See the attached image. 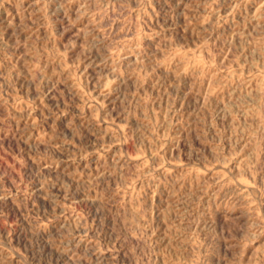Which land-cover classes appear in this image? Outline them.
Returning <instances> with one entry per match:
<instances>
[{
	"label": "rangeland",
	"instance_id": "1",
	"mask_svg": "<svg viewBox=\"0 0 264 264\" xmlns=\"http://www.w3.org/2000/svg\"><path fill=\"white\" fill-rule=\"evenodd\" d=\"M0 264H264V0H0Z\"/></svg>",
	"mask_w": 264,
	"mask_h": 264
}]
</instances>
